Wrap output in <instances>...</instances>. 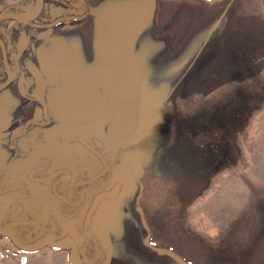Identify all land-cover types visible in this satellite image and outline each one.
Masks as SVG:
<instances>
[{
	"label": "rangeland",
	"instance_id": "1",
	"mask_svg": "<svg viewBox=\"0 0 264 264\" xmlns=\"http://www.w3.org/2000/svg\"><path fill=\"white\" fill-rule=\"evenodd\" d=\"M61 29L57 74L78 69L110 98L89 131L142 161L100 205L91 264H179L148 235L191 264H264V0H93ZM0 264L69 259L0 237Z\"/></svg>",
	"mask_w": 264,
	"mask_h": 264
},
{
	"label": "flooded vegetation",
	"instance_id": "2",
	"mask_svg": "<svg viewBox=\"0 0 264 264\" xmlns=\"http://www.w3.org/2000/svg\"><path fill=\"white\" fill-rule=\"evenodd\" d=\"M92 1L44 0L28 22L0 20V199L10 196L0 201V228L27 244L41 237L63 240L62 249L42 248L67 250L70 259L76 246L83 264L101 257L100 205L119 199L125 179L136 171L137 180L142 176L136 149L89 131L108 110V93L82 71L57 74L62 68L53 64L52 51L60 46L49 41L66 32L58 29L86 20ZM21 3L5 4L0 13L7 8L28 16L36 8V0ZM63 16L74 18L46 26ZM107 96L104 112L95 118ZM78 115L83 117L74 118ZM116 187L118 197L103 198L86 226L96 196Z\"/></svg>",
	"mask_w": 264,
	"mask_h": 264
},
{
	"label": "water",
	"instance_id": "3",
	"mask_svg": "<svg viewBox=\"0 0 264 264\" xmlns=\"http://www.w3.org/2000/svg\"><path fill=\"white\" fill-rule=\"evenodd\" d=\"M81 2H85V0H80ZM207 1H215V0H207ZM43 3H44V0H36V8L35 10L30 14V15H26V16H21L19 15L18 13L16 12H10L9 9H4L1 13H0V20L4 19V18H8V17H13V18H16L20 21H23V22H28L29 20H32L34 19L38 13L41 11L42 7H43ZM74 17L73 16H63V17H60L56 20H54L53 22L47 24L46 26L48 27H52L56 24H58L59 22L61 21H64L65 19H73ZM107 102H108V96L105 98V101L104 103L102 104L100 110L98 111V113L95 115V118L100 116L106 106H107ZM141 189H142V186H141ZM119 195V187H116L115 189H113L112 191H109V192H101L99 193L90 210H89V213H88V218H87V222H86V226L88 225V219H90V216L92 215V213L94 212V210L96 209L97 205L99 204V202L103 199V198H110V199H115L117 198ZM10 199V196H5L4 195V199H0V201H6ZM138 201H139V198H138ZM137 211L138 213L140 214L141 216V220L143 222V224H147V221H146V217L144 215V209H143V206L141 204H139L137 206ZM3 229L0 228V234L3 235V236H6V237H9L16 245H18L21 249L25 250V251H35V250H39L41 249L42 247L50 244L52 247L54 248H57V249H62L66 244H64L63 240H59V241H56L54 240V238H48V237H41L40 239L34 241L33 243H24L22 241H20L17 237H16V234L15 232L13 231L10 232V231H5L3 232L2 231ZM103 236L105 237V234L103 233ZM100 237V245H103L105 244V241H104V237ZM145 244L148 245V246H151L152 247V243H151V238L150 236L148 235L146 238H145ZM154 250H156L158 253L160 254H166L170 257H172L177 263L179 264H191L189 262H187L183 257H181L178 253H176L175 251L173 250H170V249H167V248H161V247H152ZM69 262L70 264H83V260L80 256V254L77 252L76 250V246L74 247V252L72 254V256L70 257L69 259Z\"/></svg>",
	"mask_w": 264,
	"mask_h": 264
},
{
	"label": "crops",
	"instance_id": "4",
	"mask_svg": "<svg viewBox=\"0 0 264 264\" xmlns=\"http://www.w3.org/2000/svg\"><path fill=\"white\" fill-rule=\"evenodd\" d=\"M18 2V0H0V8L5 5V4H9V3H16Z\"/></svg>",
	"mask_w": 264,
	"mask_h": 264
},
{
	"label": "trees",
	"instance_id": "5",
	"mask_svg": "<svg viewBox=\"0 0 264 264\" xmlns=\"http://www.w3.org/2000/svg\"><path fill=\"white\" fill-rule=\"evenodd\" d=\"M145 226H146V228L148 229V226H147V224H145ZM152 247H155V246H153V245H152Z\"/></svg>",
	"mask_w": 264,
	"mask_h": 264
}]
</instances>
